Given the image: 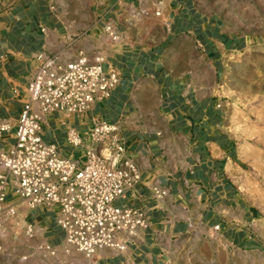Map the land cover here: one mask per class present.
Returning a JSON list of instances; mask_svg holds the SVG:
<instances>
[{
	"label": "crops",
	"instance_id": "1",
	"mask_svg": "<svg viewBox=\"0 0 264 264\" xmlns=\"http://www.w3.org/2000/svg\"><path fill=\"white\" fill-rule=\"evenodd\" d=\"M216 8L215 0H0V151L15 142L37 54L60 63L100 56L104 70L119 74L111 94L90 109L56 110L42 125L46 142L77 155L66 143L70 128L116 123L138 168L139 182L115 203L142 210L147 225L123 237V251L98 248V264H169L171 241L193 221L229 231L242 216L233 180L238 143L215 89L224 55L244 49L248 36ZM154 187L166 195L155 197ZM25 221L48 233L49 244L63 241L52 211L26 209Z\"/></svg>",
	"mask_w": 264,
	"mask_h": 264
},
{
	"label": "built area",
	"instance_id": "2",
	"mask_svg": "<svg viewBox=\"0 0 264 264\" xmlns=\"http://www.w3.org/2000/svg\"><path fill=\"white\" fill-rule=\"evenodd\" d=\"M105 29L112 40L117 39L110 27ZM36 58L39 62L27 84L15 142L0 151V218L14 216L21 205L45 208L54 213L63 232L62 244L86 256L101 247L123 251V237L136 236L147 219L142 210L115 203L140 179L119 126L93 120L83 131L70 128L66 143L77 155L62 154L55 143L42 138L49 114L85 112L111 94L119 74L114 68L104 70L100 56L89 59L80 54L66 63L41 53ZM4 129L0 126V131ZM166 193L164 188L153 189L157 198ZM40 231L45 235L42 228L26 222L29 238ZM45 243L49 247L46 237Z\"/></svg>",
	"mask_w": 264,
	"mask_h": 264
},
{
	"label": "rangeland",
	"instance_id": "3",
	"mask_svg": "<svg viewBox=\"0 0 264 264\" xmlns=\"http://www.w3.org/2000/svg\"><path fill=\"white\" fill-rule=\"evenodd\" d=\"M215 1L228 25L248 36L244 49L224 55L215 89L225 128L238 143L241 169L233 180L242 216L229 231L228 224L193 221L171 241L168 262L264 264V0ZM26 209L21 205L14 216L0 218V264H98L94 254L86 256L64 243L47 247L48 233L29 238Z\"/></svg>",
	"mask_w": 264,
	"mask_h": 264
},
{
	"label": "bare ground",
	"instance_id": "4",
	"mask_svg": "<svg viewBox=\"0 0 264 264\" xmlns=\"http://www.w3.org/2000/svg\"><path fill=\"white\" fill-rule=\"evenodd\" d=\"M100 250V249H99ZM94 258V257H93ZM95 263V262H94Z\"/></svg>",
	"mask_w": 264,
	"mask_h": 264
}]
</instances>
